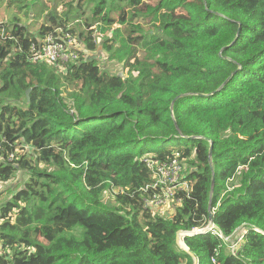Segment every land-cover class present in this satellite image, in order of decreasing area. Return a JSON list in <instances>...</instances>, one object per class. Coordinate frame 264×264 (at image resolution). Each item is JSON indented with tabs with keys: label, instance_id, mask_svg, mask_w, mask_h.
I'll return each instance as SVG.
<instances>
[{
	"label": "trees",
	"instance_id": "1",
	"mask_svg": "<svg viewBox=\"0 0 264 264\" xmlns=\"http://www.w3.org/2000/svg\"><path fill=\"white\" fill-rule=\"evenodd\" d=\"M17 6L37 25L0 20V187L28 177L0 202V264H264V0ZM57 28L87 46L62 71L28 60ZM173 159L188 189L165 216L148 164Z\"/></svg>",
	"mask_w": 264,
	"mask_h": 264
},
{
	"label": "built area",
	"instance_id": "2",
	"mask_svg": "<svg viewBox=\"0 0 264 264\" xmlns=\"http://www.w3.org/2000/svg\"><path fill=\"white\" fill-rule=\"evenodd\" d=\"M111 29H113V27H111ZM81 46L82 45L76 40L74 35L67 31H64L63 29L57 28L54 31L47 33L38 42L31 43L29 48L28 60L33 62H46L49 64H53L60 71H62L65 64H67L68 62L76 61L78 59ZM3 142L4 140L0 139V161L5 159V161L13 163L16 158L15 153H5ZM148 165L154 172L156 179L154 184H152V187L159 186L161 190L160 194H155L151 199L147 200V204L149 205V207H155L156 205L165 203L167 199H173L174 191L176 189H188L187 182L181 180V165L176 159H173L169 162H149ZM210 224H208L207 227ZM207 227L192 229L191 231H196V233H188L186 235H195L197 233H202L199 231H201L202 229L207 231ZM209 230L214 232L213 226ZM180 235L182 236V238L186 236L179 234V236ZM221 237L224 241L227 240V238L223 237L222 235ZM234 244L236 245V243Z\"/></svg>",
	"mask_w": 264,
	"mask_h": 264
},
{
	"label": "rangeland",
	"instance_id": "3",
	"mask_svg": "<svg viewBox=\"0 0 264 264\" xmlns=\"http://www.w3.org/2000/svg\"><path fill=\"white\" fill-rule=\"evenodd\" d=\"M18 1L19 0H15L13 3H8L9 0H0V20H4V19H12L11 17L13 15L19 16V18L21 19L22 22L24 23H34V27L37 25L35 24V20L33 19V17L31 16V14L29 16H25L24 13L26 14V11L24 8L19 9L18 8ZM43 3H45V6L50 8L53 5L54 0H42ZM36 5V6H35ZM35 6V7H34ZM35 10H41L42 5L40 3H36L33 5ZM60 8V7H58ZM96 17L97 18H101L104 15V12L101 9L96 10ZM27 15V14H26ZM40 20H42V16L40 17ZM83 26H85L84 24H82ZM33 27V28H34ZM87 34L89 35V39L90 41H96L99 42L100 41V34L98 35V31L96 28V24H94L91 27H87L85 28ZM79 42V41H78ZM80 43V42H79ZM82 46L80 48L81 51L86 52L87 53V46L82 43H80ZM90 52L88 53L91 56H95L97 58H99V64L101 65V67H103L105 70H109L110 72H116L119 75L126 72V69H122L121 64L118 63H107L106 62V55L105 54H101L98 51V48L94 45V43L91 42L90 44ZM96 58V59H97ZM181 169H182V165H181ZM180 169V173L182 176V172ZM183 170V169H182ZM28 177L27 173H25L24 171H17L16 174L14 175V177L5 182L4 185H2L0 187V191L2 192L1 196H0V202H2L6 197L10 196V194H12L16 188L21 186V183L26 180ZM178 179V178H177ZM111 191H105L103 194V200L105 202H107L108 204H113V196L111 195ZM177 202L174 199H167L165 201V203L156 205L155 207H152L151 209H153L155 212L161 214V215H168L170 214L171 210H172V205H176ZM237 240H240V237H237ZM237 245H235L234 243H232L231 245V249H234Z\"/></svg>",
	"mask_w": 264,
	"mask_h": 264
},
{
	"label": "water",
	"instance_id": "4",
	"mask_svg": "<svg viewBox=\"0 0 264 264\" xmlns=\"http://www.w3.org/2000/svg\"><path fill=\"white\" fill-rule=\"evenodd\" d=\"M121 76H122V74H120ZM29 91H30V89L28 88V89H26V91H25V95H26V100L28 101V98H29ZM213 185H214V179L212 178V182H211V187L213 188ZM211 192H212V190H211ZM213 225L212 224H210L208 227H207V230H209L211 227H212ZM203 231H205L204 229H202L201 231H199V232H203ZM192 234V233H196V231H179L178 232V234L176 235V242L177 243H179V245H181V247H183L184 248V246L181 244V242L179 241V234H182V235H186V234Z\"/></svg>",
	"mask_w": 264,
	"mask_h": 264
}]
</instances>
